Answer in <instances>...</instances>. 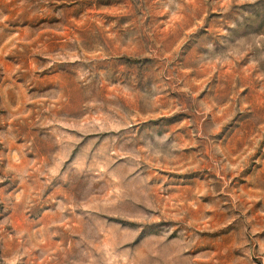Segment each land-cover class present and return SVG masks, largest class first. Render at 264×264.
Instances as JSON below:
<instances>
[{
  "label": "rangeland",
  "instance_id": "rangeland-1",
  "mask_svg": "<svg viewBox=\"0 0 264 264\" xmlns=\"http://www.w3.org/2000/svg\"><path fill=\"white\" fill-rule=\"evenodd\" d=\"M0 264H264V0H0Z\"/></svg>",
  "mask_w": 264,
  "mask_h": 264
}]
</instances>
